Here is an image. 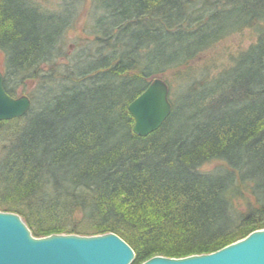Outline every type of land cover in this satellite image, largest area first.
<instances>
[{"label":"trees","instance_id":"obj_1","mask_svg":"<svg viewBox=\"0 0 264 264\" xmlns=\"http://www.w3.org/2000/svg\"><path fill=\"white\" fill-rule=\"evenodd\" d=\"M36 1L0 0L4 87L32 101L0 121V210L36 237L113 232L132 264L264 229V0H92L84 54L64 46L69 16ZM247 27L258 39L230 66L194 74ZM168 72L184 80L165 79L172 112L139 136L128 106Z\"/></svg>","mask_w":264,"mask_h":264},{"label":"water","instance_id":"obj_2","mask_svg":"<svg viewBox=\"0 0 264 264\" xmlns=\"http://www.w3.org/2000/svg\"><path fill=\"white\" fill-rule=\"evenodd\" d=\"M169 84L160 77L129 106L134 132L147 136L158 130L172 112ZM27 95L11 96L0 71V121L24 116L31 108ZM134 249L119 235H33L23 218L0 210V264H132ZM142 264H264V229L217 251L174 258L154 256Z\"/></svg>","mask_w":264,"mask_h":264},{"label":"rangeland","instance_id":"obj_3","mask_svg":"<svg viewBox=\"0 0 264 264\" xmlns=\"http://www.w3.org/2000/svg\"><path fill=\"white\" fill-rule=\"evenodd\" d=\"M36 5L48 13L58 15H65L66 13L67 17L69 16L71 28L67 31L68 37L64 46L72 52V49L75 47L74 45L79 43L82 50L81 53L84 54V51L89 48L90 42L93 39V35L91 34L93 32L92 27L96 16H98V13H94L93 11L92 0H37ZM257 39L258 32L253 27H247L226 36L194 61L192 65L194 74L199 75L201 71L206 70H210L211 74L221 71L230 66L234 59L241 52L247 50ZM4 57V54L0 52L2 68ZM177 74L178 72H168L160 75V78L169 79L176 86L178 83H183L184 81L178 78ZM28 81L30 83L28 90H32L36 82L33 78H29ZM26 91L27 89H25Z\"/></svg>","mask_w":264,"mask_h":264}]
</instances>
